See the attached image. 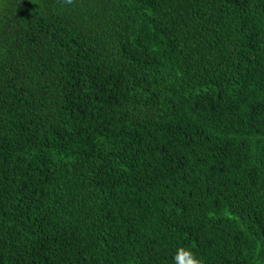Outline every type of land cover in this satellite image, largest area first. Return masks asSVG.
<instances>
[{
  "label": "trees",
  "instance_id": "16d2710c",
  "mask_svg": "<svg viewBox=\"0 0 264 264\" xmlns=\"http://www.w3.org/2000/svg\"><path fill=\"white\" fill-rule=\"evenodd\" d=\"M264 264V0H0V264Z\"/></svg>",
  "mask_w": 264,
  "mask_h": 264
},
{
  "label": "clouds",
  "instance_id": "9594fccd",
  "mask_svg": "<svg viewBox=\"0 0 264 264\" xmlns=\"http://www.w3.org/2000/svg\"><path fill=\"white\" fill-rule=\"evenodd\" d=\"M65 4H72L73 0H64ZM175 264H202L201 260L189 248H179L174 256Z\"/></svg>",
  "mask_w": 264,
  "mask_h": 264
}]
</instances>
